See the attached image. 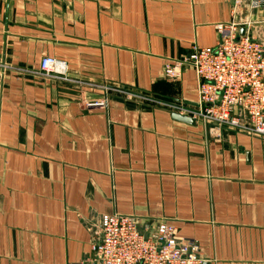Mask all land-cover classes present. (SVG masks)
Wrapping results in <instances>:
<instances>
[{
  "label": "crops",
  "instance_id": "0c3cea01",
  "mask_svg": "<svg viewBox=\"0 0 264 264\" xmlns=\"http://www.w3.org/2000/svg\"><path fill=\"white\" fill-rule=\"evenodd\" d=\"M232 21L264 42L249 0H0V264H85L114 213L167 221L203 264H264V138L176 120L198 79L163 74Z\"/></svg>",
  "mask_w": 264,
  "mask_h": 264
},
{
  "label": "built area",
  "instance_id": "2783aa9c",
  "mask_svg": "<svg viewBox=\"0 0 264 264\" xmlns=\"http://www.w3.org/2000/svg\"><path fill=\"white\" fill-rule=\"evenodd\" d=\"M242 0H233L239 5ZM252 8L264 0H249ZM241 23L218 25L215 47H192L164 66V76L178 79L184 68L198 79L194 107L168 104L181 116L213 129L227 128L264 138V42L240 33ZM66 63L51 57L40 61L41 73L67 80ZM108 90V89H106ZM101 107L102 101L88 104ZM91 242L85 264H203L196 243L177 235L165 220L140 222L129 214L104 215Z\"/></svg>",
  "mask_w": 264,
  "mask_h": 264
},
{
  "label": "water",
  "instance_id": "95a60500",
  "mask_svg": "<svg viewBox=\"0 0 264 264\" xmlns=\"http://www.w3.org/2000/svg\"><path fill=\"white\" fill-rule=\"evenodd\" d=\"M173 116H174V118L176 120L181 121V122H184V123L192 124L194 122L191 118H189L187 116H181L179 114H174Z\"/></svg>",
  "mask_w": 264,
  "mask_h": 264
}]
</instances>
